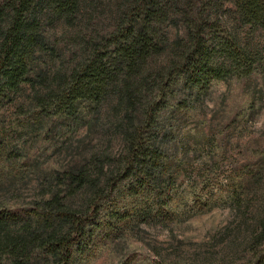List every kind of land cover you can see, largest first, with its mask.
<instances>
[{"label":"rangeland","instance_id":"374dc122","mask_svg":"<svg viewBox=\"0 0 264 264\" xmlns=\"http://www.w3.org/2000/svg\"><path fill=\"white\" fill-rule=\"evenodd\" d=\"M95 2L94 22L111 25L103 19L114 1ZM227 8L222 15L244 43L261 47L264 31L241 25ZM73 22H43L51 46L57 52L58 41L67 59L78 35ZM178 27L183 36L182 24L166 30L171 43ZM40 57L36 68L45 70L47 80L35 78L10 97L0 96V244L51 232L57 224L51 202L86 209L90 192L71 185L70 173L85 169L91 180L108 175L122 151L115 108L105 105L91 128L78 130L53 115L46 95L59 59L57 53ZM255 60L251 77L215 80L182 105L188 110L165 111L161 125L173 179L134 195L125 182L112 193L106 188L97 213L90 212L89 239L69 264H251L255 253L264 254V57ZM19 255L25 264H57L42 243ZM0 257L1 264L17 262L5 247Z\"/></svg>","mask_w":264,"mask_h":264},{"label":"trees","instance_id":"16d2710c","mask_svg":"<svg viewBox=\"0 0 264 264\" xmlns=\"http://www.w3.org/2000/svg\"><path fill=\"white\" fill-rule=\"evenodd\" d=\"M113 1V11L103 19L111 25L99 26L101 22H94L95 0H0V96L10 97L20 84L35 78L47 80L45 70L36 68L40 56L57 53V71L46 95L53 115L78 130L91 128L105 105L115 108L122 145L108 175L91 180L85 169L70 173L71 185L90 192L86 209L51 202L57 215L51 232L0 244V249L8 248L16 256L15 264H25L19 253L37 243L57 264H69L89 239L90 212L97 213L106 188L112 193L125 182L134 195L141 187L171 181L175 173L170 171L167 131L161 125L165 111L171 106L188 110L182 105L198 98L215 80L251 77L255 57H264V40L261 47L252 48V42L244 43L237 26L222 15L228 6L227 12L234 13L241 25L264 31V0ZM53 20L79 24L68 59L58 41L56 52L44 33L43 22ZM174 23L182 24L184 35L178 27L179 37L171 43L166 30ZM251 264H264V254L255 253Z\"/></svg>","mask_w":264,"mask_h":264}]
</instances>
